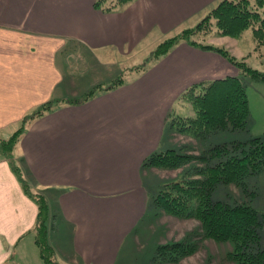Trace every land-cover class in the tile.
I'll return each instance as SVG.
<instances>
[{
    "label": "crops",
    "instance_id": "crops-1",
    "mask_svg": "<svg viewBox=\"0 0 264 264\" xmlns=\"http://www.w3.org/2000/svg\"><path fill=\"white\" fill-rule=\"evenodd\" d=\"M96 1L0 0V139L53 101L27 123L14 155L55 213V259L153 264L119 258L129 249L151 254L177 238L155 204L156 216L145 217V196L163 180L143 161L179 146L175 138L185 133L171 121L195 113L181 99L187 88L240 72L221 52L187 41L125 71L129 59L138 54L143 61V52L195 25L220 0H131L112 9ZM205 39L237 59L250 52L238 37ZM117 76L124 80L106 88ZM1 155L0 264H43L32 232L37 209Z\"/></svg>",
    "mask_w": 264,
    "mask_h": 264
},
{
    "label": "trees",
    "instance_id": "trees-1",
    "mask_svg": "<svg viewBox=\"0 0 264 264\" xmlns=\"http://www.w3.org/2000/svg\"><path fill=\"white\" fill-rule=\"evenodd\" d=\"M131 0H115L106 3V0H97L96 4L106 9L116 8L118 5ZM215 20L218 36L239 37L245 30H250L255 42V51H260L264 46V0H220L212 7L207 16L202 18L193 28L183 30L179 37L164 41L163 45H156L155 58L166 54L170 48L177 44L179 39L186 41L187 35L194 33L207 34V28ZM204 48H212L225 55L228 60L236 65L241 73L254 79L264 80V73L249 66L243 57L236 59L225 49L190 43ZM158 56V57H156ZM153 59V60H156ZM140 70V68H138ZM119 83L111 82L113 87ZM101 89L102 87L97 86ZM95 90H91L88 96ZM182 100L192 105L195 113L193 116L176 117L171 121V126L195 138H208L211 135L219 138H233L231 143H222L206 148L197 156L179 153L175 149L154 153L144 159L143 165L148 167L181 166L190 161L217 160L210 166L197 168L192 166L184 172L197 173L200 178L166 182L163 184L161 200L157 195L153 203L165 212L174 213L184 218H196L200 223V234L188 235L182 240L172 241L159 245L153 257L156 262L176 261L192 253L196 247L192 237L199 235L217 242L230 241L233 249L229 256L237 264H264V249L261 247V228L264 226V213H259L256 208L246 202L224 203L214 201L209 191L212 185L219 183L235 182L245 189V178L248 175H257L264 171V138L253 137L239 141L230 134L237 130L247 129L249 105L246 86L236 76H226L210 82L196 83L187 88L182 94ZM50 101L41 105L37 110L28 114L21 120V125L7 138L0 139V154H2L16 176L23 194L31 199L37 209L32 232L35 244L43 264H60L55 259V251L49 242V207L47 201L40 193H31L29 183L20 182L21 170L14 151L27 123L45 110L53 107ZM229 133V134H228ZM183 172V173H184ZM190 177V176H189ZM246 191V190H245ZM249 194L255 195V191ZM157 197V198H156Z\"/></svg>",
    "mask_w": 264,
    "mask_h": 264
},
{
    "label": "rangeland",
    "instance_id": "rangeland-1",
    "mask_svg": "<svg viewBox=\"0 0 264 264\" xmlns=\"http://www.w3.org/2000/svg\"><path fill=\"white\" fill-rule=\"evenodd\" d=\"M113 1L115 0H106V3L113 2ZM126 3L128 2L122 3L118 5L117 7L123 6ZM206 16L207 14H203L202 17L204 18ZM197 23L198 21L196 22V24ZM195 25L188 27V28L179 29L175 33L169 34L166 37L159 40L156 44L153 45L151 49L146 50L147 52L146 51L143 52V56H142L143 61L140 60L141 57L138 54L135 55L133 57V60L131 59L128 60L126 64L128 65L127 70L125 71H131L132 69H135L136 67H137L136 71H139L138 70L139 67H142V66L146 67L149 63L154 62L155 60L153 59H156L154 55L156 53V51L154 52V50H156V47H157L156 45L158 44L163 45L164 41L166 40L176 39L177 37L180 36L183 30H189L190 28H193ZM206 32L208 33L201 34V31H200V33H194L191 36L187 35L186 41L190 43H193V41L195 43H202V41L206 40L205 36L225 37V36L217 35L216 27H215V20L212 18H211V22ZM228 37H234V36H228ZM238 38L241 43L240 45H243L244 47L248 46V50L246 51H250L246 54L247 57L245 59V62L252 68L257 69L260 72L264 73V47H262L259 52L255 51V42L251 36L250 30H245ZM182 41H185V40L179 39L177 43L182 42ZM219 48L225 49L223 47H219ZM226 51L231 56H233L228 50ZM122 59L124 61L127 60V58L124 56H122L120 60L121 62L123 61ZM135 62H139L138 63L139 65L135 64ZM123 67L124 66L122 65V68ZM239 69L240 68H238V70ZM133 71L134 70H132L131 73H133ZM239 72L240 74L238 78H240L243 85L246 86V93H247L248 100H249L248 124H247V129L234 131L230 134V136L239 139V141L248 140L253 137L264 138V80L254 79L247 75H244L243 73H241V70H239ZM123 80L124 79H122L121 76H117L112 80V82L120 83ZM190 116H193V115H190ZM225 132H229V131H222V132H219V134H224ZM180 133L181 132L177 134H180ZM219 134L218 136L211 135L208 138H187L185 137V134H180L178 135L180 136V138H175L176 143L179 145L175 148V150L179 153H186V154H190L193 156H197L199 152H202L206 150V148H209L211 146L222 144V143H227V144L231 143L230 141H232L231 139L233 138H219ZM164 151H161V152H164ZM216 161L217 160H215V158H211L203 162L202 160L199 159L197 161H190L187 164L181 165L180 167L176 166L175 168L164 167V166H160V167L152 166V168H155V169L158 168L160 172L159 177L162 178L163 184H164L166 182H174V181H179L183 179L186 180L185 179L186 177H188V179H191V180L200 178V175H197V173H193V170L191 171L192 173H189V174H187L184 171L188 169L189 167H192L193 165L197 166V168H201L202 166L203 167L210 166L214 164ZM19 177H20L21 183L26 181L22 175V172ZM245 181H246L245 189L239 186L238 184H236L235 182H230V183H219L218 182V184L216 185L214 184L211 186L212 190L209 191V193L211 194L212 199L214 201L215 200L222 201L224 203H231V204H234L235 202H246L248 204L250 203L249 205H252L254 208H256V210H258L259 213H264V171L260 172L257 175H248L245 178ZM163 184L160 183L158 188L156 187L154 189H150V191L147 192V195L145 196V199H146L145 217L146 218L151 217L153 219L156 216L155 214L157 211L153 203V198L157 195V193L160 192V190L163 187ZM29 189L31 193H40L41 195H43L41 192L36 190L31 185H29ZM250 191H255L256 194L255 195L249 194ZM162 192L163 191H161L157 195L159 200L165 197V195ZM159 214L162 215L163 220H165L166 218V221L168 222L171 228L170 234H173V236L175 235L177 237L175 241L182 240L186 238L188 235H193L195 233L200 234V223L196 218L180 217L174 213L165 212L163 208L160 209ZM54 215L55 213H51L49 210V218L47 221L49 223V229H51L52 224L54 222V219H55ZM260 233H261V236L263 237L262 238L263 240H261V247L264 249V246H263L264 226L261 228ZM192 240L195 243L196 249L192 253H189L183 256L182 258H179L176 261L160 263V262H156L155 260H153L155 250L159 245L152 250L151 254H148V255L146 254V252H139L138 250L129 249L128 254H125L124 252H122L119 258L129 256L130 258L134 260L139 259V261H142V262L152 258L153 264H237L229 256V254L231 253L233 249L232 242L230 241L217 242L212 239H207L199 235L192 237ZM151 242H153V240H151ZM12 264H17V263L14 262Z\"/></svg>",
    "mask_w": 264,
    "mask_h": 264
}]
</instances>
